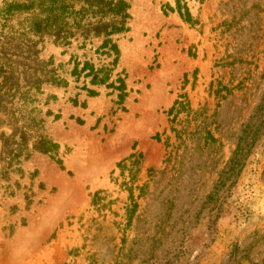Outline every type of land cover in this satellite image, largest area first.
Segmentation results:
<instances>
[{"label":"rangeland","instance_id":"1","mask_svg":"<svg viewBox=\"0 0 264 264\" xmlns=\"http://www.w3.org/2000/svg\"><path fill=\"white\" fill-rule=\"evenodd\" d=\"M126 1L125 112L116 93L88 98L69 77L23 109L39 61L93 58L91 46L61 55L31 37L24 53L8 28L23 18L0 21V264H264V0H183L194 25L163 14L176 0ZM181 95L187 108L168 115ZM27 115L43 124L22 143ZM36 135L59 146L62 169L32 150Z\"/></svg>","mask_w":264,"mask_h":264},{"label":"trees","instance_id":"2","mask_svg":"<svg viewBox=\"0 0 264 264\" xmlns=\"http://www.w3.org/2000/svg\"><path fill=\"white\" fill-rule=\"evenodd\" d=\"M164 10L176 12L184 23L189 25L195 23L183 0H176L173 9L169 5L163 6V14L166 15ZM129 11L130 4L126 0H11L5 2L0 9V21L6 23L13 17L23 18V21L19 22L18 28L8 26L11 30L10 38L11 41H15L14 48L16 50L24 49V53L32 51L38 42L33 43L31 37H37L39 42L43 43V39L48 38L53 46L64 49L61 55H65L74 43L81 41L78 50L86 51L89 45L91 47L88 49V53L93 56V58H87L83 54V60H80L77 56L71 55L67 63L58 64L56 67H54L52 56L48 62L39 61L38 68L32 69L27 77L25 90H18L22 108L27 109L37 102L35 96L44 94L42 90L44 84L55 88H68L70 82L67 77H69L74 83L82 80V86L76 87V89L84 92L88 98L97 97L99 95L97 90L102 87L110 90V95L116 93L117 100L114 101V104L125 112L122 105L129 93L124 71L116 72L120 61L117 37L129 32L128 23L131 19ZM95 40L99 41V44L94 48L92 42ZM65 66H70V69L63 70ZM37 72L42 78L37 76ZM8 80L9 78L6 77L2 86L7 85ZM47 96L45 104H48L50 100L56 101L55 96ZM77 97L78 94L70 100L71 104L74 107L85 108V102L79 104ZM185 108H187V101L181 95L179 100L173 103L168 115ZM34 109L31 108L30 113H33ZM46 115L50 116L52 113L48 111ZM54 119H59V115H55ZM77 123L83 124L79 119ZM42 124L43 120L39 117L27 115L24 124L20 127L22 143L29 136L31 128L35 132H39ZM32 150L48 156L62 169L63 162L59 155V146L52 140L36 135ZM241 152L242 149L237 147L234 154L237 155ZM139 157L137 156V159L131 162L134 155L129 156L130 167L131 164L139 165ZM125 162V160L121 161L118 166L125 167ZM100 193L97 191L91 196L93 206L98 204ZM137 207L138 205L134 201L126 207L128 221L132 219Z\"/></svg>","mask_w":264,"mask_h":264}]
</instances>
